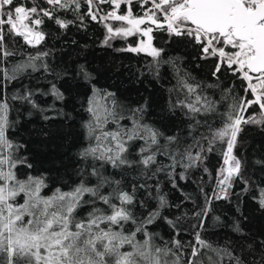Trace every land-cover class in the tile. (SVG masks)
Wrapping results in <instances>:
<instances>
[{"label":"snow or ice","instance_id":"obj_1","mask_svg":"<svg viewBox=\"0 0 264 264\" xmlns=\"http://www.w3.org/2000/svg\"><path fill=\"white\" fill-rule=\"evenodd\" d=\"M250 130L264 0H0V264H264Z\"/></svg>","mask_w":264,"mask_h":264},{"label":"trees","instance_id":"obj_2","mask_svg":"<svg viewBox=\"0 0 264 264\" xmlns=\"http://www.w3.org/2000/svg\"><path fill=\"white\" fill-rule=\"evenodd\" d=\"M77 39H80L81 42L85 39L82 34H78ZM91 43V40L88 41ZM129 58H125L122 56H118L111 51H105L98 47H93L91 49L89 60L94 63V65L103 67L108 76H111L112 79L108 80L107 82L112 83L115 82L117 85H121L124 90H126L127 94H129L133 99L136 98L137 89L143 91L146 85H134L129 80L128 70L120 66L121 63L123 65H127L129 63ZM119 66V70L117 71V67ZM102 82H105L102 80ZM155 90V86L151 89V91ZM145 95H148V92H144ZM158 100V97H154ZM158 110V108L156 109ZM58 141H54L49 147L50 150L55 153L57 150ZM246 146H254L259 145L260 143H264V136L257 134L254 130H250L246 136L245 140Z\"/></svg>","mask_w":264,"mask_h":264}]
</instances>
